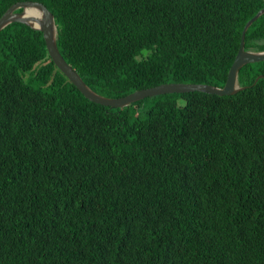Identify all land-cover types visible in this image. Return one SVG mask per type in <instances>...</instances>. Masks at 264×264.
<instances>
[{"label": "trees", "instance_id": "1", "mask_svg": "<svg viewBox=\"0 0 264 264\" xmlns=\"http://www.w3.org/2000/svg\"><path fill=\"white\" fill-rule=\"evenodd\" d=\"M43 4L95 93L223 87L264 0H0ZM245 50L264 51V14ZM26 76V78H24ZM263 76L256 83L255 79ZM245 89L86 100L42 34L0 32V264H264V61Z\"/></svg>", "mask_w": 264, "mask_h": 264}, {"label": "water", "instance_id": "2", "mask_svg": "<svg viewBox=\"0 0 264 264\" xmlns=\"http://www.w3.org/2000/svg\"><path fill=\"white\" fill-rule=\"evenodd\" d=\"M21 10L20 12H18ZM264 14V7L248 20L240 34V43L237 54L231 64L226 82L223 87H214L206 84H162L152 88L142 89L120 98L103 97L92 91L80 78L79 74L66 63L57 48L58 29L52 13L41 3L33 1L17 2L12 4L0 17V32L12 23L23 24L42 34L45 49L56 69L69 81L79 93L89 102L110 107L124 108L142 99L163 94H184L200 92L216 96H230L245 89L238 83L240 69L248 64L264 61V51L256 52L245 50L244 38L248 28ZM263 76H258L255 83Z\"/></svg>", "mask_w": 264, "mask_h": 264}, {"label": "flooded vegetation", "instance_id": "3", "mask_svg": "<svg viewBox=\"0 0 264 264\" xmlns=\"http://www.w3.org/2000/svg\"><path fill=\"white\" fill-rule=\"evenodd\" d=\"M21 10H19L18 12H20Z\"/></svg>", "mask_w": 264, "mask_h": 264}, {"label": "rangeland", "instance_id": "4", "mask_svg": "<svg viewBox=\"0 0 264 264\" xmlns=\"http://www.w3.org/2000/svg\"><path fill=\"white\" fill-rule=\"evenodd\" d=\"M24 78H26V76Z\"/></svg>", "mask_w": 264, "mask_h": 264}]
</instances>
